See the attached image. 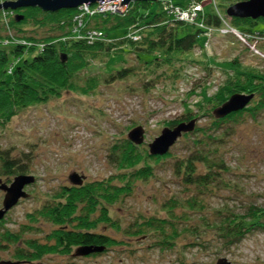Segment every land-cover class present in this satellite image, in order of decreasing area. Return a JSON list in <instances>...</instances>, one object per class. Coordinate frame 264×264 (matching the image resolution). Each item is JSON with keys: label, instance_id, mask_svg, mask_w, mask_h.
<instances>
[{"label": "rangeland", "instance_id": "374dc122", "mask_svg": "<svg viewBox=\"0 0 264 264\" xmlns=\"http://www.w3.org/2000/svg\"><path fill=\"white\" fill-rule=\"evenodd\" d=\"M5 1L15 0H0V3ZM171 1L181 5L190 0ZM217 4L226 16L224 1L217 0ZM203 7L207 14L216 13L212 0L203 2ZM152 11L160 12V5L156 3ZM1 13L8 30L2 31L0 27V33L6 32L3 34H8L11 39L3 46H11L15 41L17 44L10 19L22 13L18 10H2ZM26 28L28 35L39 40L55 35L43 26L36 28L33 23ZM256 29L264 30V26L259 25ZM109 37L111 40L124 39L125 32L114 31ZM241 37L225 35L216 29L200 34V48L184 56L186 62H179L175 67H160L153 75L138 65L132 48L114 51L109 56L102 53L92 60L88 70L78 75L80 87H87L88 78H106L125 67H135L134 75L121 82L100 83L92 90L88 87V94L62 88L38 104L17 109L11 121L0 126V149L10 150L14 157L28 159L27 176L35 177L36 182L25 189L30 197L22 199L0 222V233L9 230L21 235L23 242L36 240L43 246L49 244L47 236L56 227L43 220L33 223L30 216L36 215L62 188L73 187V175L84 177L85 183L112 181L114 185H123L134 170L120 171L114 166V146L130 141L129 134L142 128L144 142L141 145L130 142L142 157L162 158L164 156L151 154L150 145L162 136L165 129L175 128L169 125L171 122L180 121L191 111L197 121L195 130L201 128L202 131L184 133L170 149V157L166 160L148 159L142 163L141 166L152 168L153 176L148 180H134L130 195L109 206L111 224L114 225L101 224L96 232L113 239L118 245L109 247L100 257L77 260L71 255H47L34 264H218L220 260L231 264H264V229H256L238 244L228 246L221 233L219 235L216 229L206 226L219 224L222 214L245 216L251 207L264 209V111L256 119L245 113L218 131L222 134L230 128L229 137L223 143L213 144L210 149L218 161L225 162L227 169L221 171L207 188L187 187L181 177L174 174L176 161L198 149L197 137L202 138L204 131L207 139L212 136L210 126L215 119H222L219 111L234 96L252 97L246 108L261 101L259 93L253 91L228 95V99L217 107L208 102L216 98L231 80H237L236 71L231 67L233 62L238 63L237 72L264 75V45L258 47ZM33 55L23 56V59H30ZM15 60L12 58L11 62L17 63ZM241 78L243 83L247 81ZM215 149L217 153H214ZM198 167L199 172L204 173L205 169L201 165ZM121 175H126L127 180L117 179ZM14 180L2 181L11 185ZM192 197L201 202L202 208L193 211L186 207ZM4 200L5 193L0 191V210L4 208ZM174 202L173 223L177 231L168 225L165 231L170 236L168 249L158 245L161 232L136 233L137 225L144 221L169 220L164 208L173 206ZM183 229L194 231L183 232ZM171 236H175L174 239ZM1 245L5 248L0 249V263L11 261L19 243Z\"/></svg>", "mask_w": 264, "mask_h": 264}, {"label": "trees", "instance_id": "16d2710c", "mask_svg": "<svg viewBox=\"0 0 264 264\" xmlns=\"http://www.w3.org/2000/svg\"><path fill=\"white\" fill-rule=\"evenodd\" d=\"M205 1L207 0H190L188 3L176 5L187 6L195 3L203 7ZM223 1L226 5L225 8L228 9L232 5L248 0ZM156 3L161 7L160 12L152 11ZM216 5L218 7L217 0ZM76 11L61 10L57 13H46L39 8L20 9L18 12L22 15L16 17L17 19H10L15 31L13 34L17 36H15L17 44L15 41L10 44L11 46L9 44L3 46L5 42L10 43L11 39L8 34L7 36L3 34L6 32L0 33V126L10 122L17 109L38 104L44 97L57 94L62 88L88 94L86 93L88 87L89 90H92L100 83L121 82L134 75L135 67H125L106 78L97 79L96 76L88 78L87 87H80L77 83L78 75L88 70L92 60L102 53L109 56L114 51L119 52L126 50L124 48H132L131 50L135 51L139 61L138 65L142 66L144 72L153 75L160 67H175L179 62H186L184 56H188L200 48L198 37L200 34H205L203 30L192 25L175 21L158 2H134L124 15H96L86 19L85 27L80 29L81 33L86 34L96 30L103 32L106 37V41L95 42L91 45L85 40L76 39L74 36V31L77 28L74 22ZM221 15L231 27L234 26V29H239L238 31L242 33L264 35V30L256 29L259 25L264 26V18L258 20L238 19L224 16L222 13ZM200 17L207 27L221 30L224 26L217 13L207 14L204 7ZM18 18H23V20L19 22ZM3 19V13L0 12L1 30L7 31L8 28ZM31 23L36 25V28L43 26L45 29H49L56 36L49 35L40 41L33 35H28L26 27ZM118 30L125 32V38L111 40L110 33ZM133 33L140 35V39L134 41L128 37L129 34ZM23 41L26 44H23ZM260 45H264V43ZM40 46L43 48L41 49ZM31 53L34 54L32 58L23 59V56ZM12 58L18 62L12 63ZM236 64L238 63H231V67H234L232 69L236 71L237 80H231L230 84L216 98L208 100L209 104H214L217 107L228 99V95L236 92L251 93L253 91L259 93L261 101L256 106L232 113L222 119H215L209 128L212 136H208L209 139H207L206 131H204L202 138L197 137L198 149L191 152L186 158L176 161L174 174L181 177L187 187L194 186L205 189L212 180L219 176L221 171L227 169L225 162L223 160L218 161L210 150L213 144L223 143L224 139L229 137V127L222 134L218 133L223 125L234 123L245 113H249L252 118L256 119L264 111V75L237 72ZM210 65L213 66V62ZM175 76H177L176 73ZM241 77L246 78L247 81L243 83ZM153 82L155 81L150 83ZM184 117L180 121L171 122L169 125L174 128L180 125V122L189 123L194 120L191 111H188ZM201 131V128L195 130L196 133ZM214 151L217 153V149ZM114 157V166L118 170H134L127 178L128 180L125 179L126 175L117 177V179L127 180L123 185H114L112 181H98L94 183L84 182L82 186L64 187L54 196H51L47 203L37 211L36 215L30 216L33 223L43 220L56 227L47 236L49 244L43 246L38 244L36 240L23 242L21 235L9 230L0 233V249L5 248L1 243L6 245L19 243V247L13 253V259L9 262L18 264L21 263L19 261L24 260L36 262L47 255H71V258L84 260L89 255L85 256L81 253L87 248L105 249L103 252L90 254L92 258H95L103 255L109 247L118 245L119 243L113 239L96 232L101 224L114 225L111 224L109 206H113L121 198L130 195L134 180H148L153 176L152 168L149 165L141 166L142 163L147 162L148 159L154 161L160 159L157 162L163 161L169 158L170 154L162 158H151L149 155L144 158L133 144L126 140L122 144L114 146ZM28 161V159L14 157L10 150L0 149V179L10 181L12 178L27 176L29 173L28 163L30 162ZM198 165L205 169L204 173L199 172ZM175 204L174 202L173 206L166 205L164 208L168 213L169 220L144 221L137 225L138 232L136 233L161 232L162 239L158 241V245L162 249H168L171 245L170 236L165 232L168 225L173 227L174 232L177 231L173 223L175 217L172 213ZM186 207L195 211L202 208V204L192 197L187 201ZM98 214L99 216L96 218ZM181 219L184 220V217ZM261 220H264V209L251 207L245 216L230 215V213L222 214L219 224L214 226L206 224V226L216 229L218 234L221 233L226 244L233 246L254 230L264 229V223L259 222ZM1 227L2 224H0ZM193 231L183 229V232L192 233ZM171 237L174 239L175 236ZM21 241L24 245H20ZM74 250L76 252L73 255L72 251Z\"/></svg>", "mask_w": 264, "mask_h": 264}, {"label": "water", "instance_id": "95a60500", "mask_svg": "<svg viewBox=\"0 0 264 264\" xmlns=\"http://www.w3.org/2000/svg\"><path fill=\"white\" fill-rule=\"evenodd\" d=\"M111 0H15L5 1L0 3V12L2 10L17 11L24 8H39L46 13H57L61 10H78L84 5L105 4ZM121 2V6H130L134 2H156L155 0H112ZM158 1V0H157ZM227 16L238 19H253L258 20L264 18V0H248L232 5L226 10ZM23 18H18L22 21ZM252 97L234 96L233 99L226 104L220 111L219 117L224 118L232 113L244 110L251 102ZM197 121L192 120L189 123H182L174 129H165L162 136L150 145L151 154L153 156H166L170 149L177 143L184 133H190L195 130ZM129 140L137 145L144 142V130L138 128L129 134ZM73 185L82 186L84 177L75 174L71 177ZM36 182L33 176H21L14 180V183L8 185L0 180V191L5 193L4 208L0 210V222L3 221L7 213L17 206L23 199H28L30 195L25 191L26 187L33 185ZM264 223V220L259 221ZM105 249H85L82 255H90L95 252H103ZM0 264H18L12 262H1ZM218 264H231L227 260H220Z\"/></svg>", "mask_w": 264, "mask_h": 264}, {"label": "built area", "instance_id": "2783aa9c", "mask_svg": "<svg viewBox=\"0 0 264 264\" xmlns=\"http://www.w3.org/2000/svg\"><path fill=\"white\" fill-rule=\"evenodd\" d=\"M156 2L160 3L163 7V10L171 16L175 21L183 22L192 26H197L196 28L203 30L205 34L207 31L212 32L214 31V28H210L205 26L204 22L201 20L200 14L203 12V7L201 5L191 3L187 6H178L174 4L171 0H155ZM215 7H216V13L223 21V28L221 30L216 29L217 31H220L222 33L226 34H233L237 36H242L241 39L244 41L252 42L256 44V46H259V44L264 43V35L260 34H250V33H242L233 27L230 26L228 22H226L225 18L221 15L217 5L216 0H212ZM121 2L117 1H109L105 4H97L94 6H81L74 18V22L77 25L76 30L74 31V36L78 40H85L89 44H94L95 42H103L106 41V37L103 32H99L96 30L89 31L86 34L81 33L80 29H83L85 27V21L86 19L90 17H94L96 15H108V14H118V15H124L129 6L123 7L121 6ZM4 17V16H3ZM6 19L4 18V22ZM5 25L7 27V22H5ZM129 38H132L134 41H137L140 39V35L137 33L129 34ZM23 44H26L23 42ZM42 49L43 46H40Z\"/></svg>", "mask_w": 264, "mask_h": 264}, {"label": "flooded vegetation", "instance_id": "af4514ba", "mask_svg": "<svg viewBox=\"0 0 264 264\" xmlns=\"http://www.w3.org/2000/svg\"><path fill=\"white\" fill-rule=\"evenodd\" d=\"M23 245V244H22ZM74 255V254H73ZM90 257H92V255H89V256H87L86 258H90ZM19 262H21L20 264H34V262L33 261H29V260H24V261H19Z\"/></svg>", "mask_w": 264, "mask_h": 264}]
</instances>
